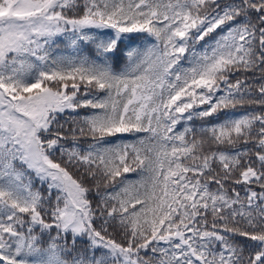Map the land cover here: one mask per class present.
Listing matches in <instances>:
<instances>
[{
  "label": "snow or ice",
  "instance_id": "obj_1",
  "mask_svg": "<svg viewBox=\"0 0 264 264\" xmlns=\"http://www.w3.org/2000/svg\"><path fill=\"white\" fill-rule=\"evenodd\" d=\"M0 264H264V0H0Z\"/></svg>",
  "mask_w": 264,
  "mask_h": 264
},
{
  "label": "trees",
  "instance_id": "obj_2",
  "mask_svg": "<svg viewBox=\"0 0 264 264\" xmlns=\"http://www.w3.org/2000/svg\"><path fill=\"white\" fill-rule=\"evenodd\" d=\"M58 43H59V48L55 49V51H56L57 53L71 54V53H70V50L67 49V47H66V45H65L64 42H62V41H58ZM129 43H132V44H138V43H140V40H139V38L137 37V38H135L134 40L129 41ZM123 47H124V44H121V48H123ZM84 51H85L86 53L91 54V52H92V46H91V45L84 46ZM122 63H123V61H121V64H122ZM245 110H246L245 108L237 107L236 109L231 110V111H232V113H233L234 115L239 116V115H242V114L245 112ZM80 111H81V114L84 113V110H80ZM222 118H223V117H222ZM65 119H66V117H61V118H60V122L63 123ZM213 122H214V121H213ZM189 123H190V125H191L193 128H195V129H199L200 127L204 126V125H203V122H201V121H199V120H196V121H193V122H189ZM183 128H184V123L181 122L180 124L177 125L175 131H177V132H179V131H183ZM141 135H143V134H141ZM197 135H199V133H197ZM124 138H125V139H132V137L127 136V135H126ZM87 142H89V141H86L84 138H81V144H82V145L86 146V143H87ZM69 143H70V141H69ZM213 147H215V146H213ZM142 175L146 176L147 174H146V173H145V174H141L139 171H137V172H131V173H127V174H125L126 179H127V180H130V181H138V180L141 179ZM35 187H39L38 182L36 183ZM212 187L215 188L216 186H215V185H212ZM45 188H46V186H45Z\"/></svg>",
  "mask_w": 264,
  "mask_h": 264
}]
</instances>
